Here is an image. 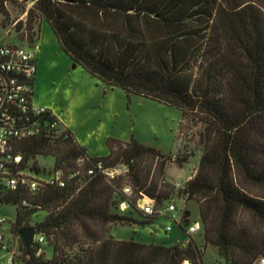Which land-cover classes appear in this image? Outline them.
<instances>
[{"label": "trees", "instance_id": "16d2710c", "mask_svg": "<svg viewBox=\"0 0 264 264\" xmlns=\"http://www.w3.org/2000/svg\"><path fill=\"white\" fill-rule=\"evenodd\" d=\"M19 1H33L26 23L31 43L38 13L92 76L123 89L129 101L140 96L182 111L180 132L193 129L201 156L180 192L198 198L206 243L225 264H256L264 256V194L252 190L264 189V0H0V14ZM108 147V155L90 156L70 129L58 138L43 130L18 142L15 172L46 174L37 158L53 156L54 169L67 176L65 187L46 184L36 192L0 187V202L17 206L19 231L34 213L46 212L35 228L53 255H37L33 244L30 252L25 247L23 264H204L193 237L182 247L99 233L112 223H154L158 217L143 213L137 200L147 196L162 207L174 189L165 180L169 163L183 167L190 157L135 137H110ZM98 162L127 165L128 172L114 179L89 175ZM77 170L81 174L69 177ZM125 185L133 194L120 213Z\"/></svg>", "mask_w": 264, "mask_h": 264}, {"label": "rangeland", "instance_id": "374dc122", "mask_svg": "<svg viewBox=\"0 0 264 264\" xmlns=\"http://www.w3.org/2000/svg\"><path fill=\"white\" fill-rule=\"evenodd\" d=\"M32 5L33 1L8 3V15L0 14L1 40L18 44L31 43L27 36L26 23L27 12ZM33 18L36 31L34 42L38 45L34 103L50 109L93 157L109 154L110 137L122 141L135 137L173 156L189 154V160L183 167H179L175 162L169 163L165 180L174 186L169 199L176 200L179 209L185 208L189 211L188 221L200 220L198 198L186 199V195L180 192L183 187L175 185L176 181L185 185L194 176L201 156L192 135L193 129L180 132L182 111L177 107L140 96H133L129 101L123 89L105 84L92 76L81 64L76 63L75 66V62L62 49L49 22L38 13H34ZM37 161L45 175L50 174L55 166L53 156H38ZM32 164L33 161H30L29 167ZM252 190L264 194V189L253 187ZM118 211L122 213L121 210ZM132 215L140 219L145 218L142 212L132 211ZM45 216L46 212L40 210L29 217L27 225L35 226ZM0 217L6 219L0 223V235L5 241L8 240L4 243L7 249L0 244V264H23L25 244L15 224L17 206L0 202ZM168 224H172V220L160 216L154 223L144 227L112 223L100 226L98 230L101 234L107 231L105 236L112 235L119 240L134 238L151 242L156 238L158 242L173 245L176 239L184 238V234L176 224L173 230L167 233ZM193 238L203 248L204 264H217L222 261L218 248L206 243L203 233H196ZM41 254L44 258H51L53 247L44 245ZM9 257H12L10 263Z\"/></svg>", "mask_w": 264, "mask_h": 264}, {"label": "built area", "instance_id": "2783aa9c", "mask_svg": "<svg viewBox=\"0 0 264 264\" xmlns=\"http://www.w3.org/2000/svg\"><path fill=\"white\" fill-rule=\"evenodd\" d=\"M37 50L38 45L34 41L18 44L0 39V187L6 191H15L20 186H26L30 191L36 192L46 184L58 187H65L67 184L66 173L60 168H53L47 175L42 171L35 172L28 168L18 172L13 170L14 165L21 159V154L16 153L20 140L35 136L43 130L52 138H58L66 131L50 109L34 103V83L38 71ZM85 160V157L80 158L79 166ZM96 171L114 179L126 175L128 166L106 168L103 162H98L87 172L93 175ZM79 174L81 171L77 170L69 177ZM175 185L185 188L181 181H176ZM122 192L125 199L121 201L119 208L126 211L130 208L129 198L133 190L130 185H125ZM137 207L146 215L170 218L172 224L166 226V231L171 232L176 224L184 234V238L176 239V243L182 247L187 246L194 234L203 232L201 220L184 224V218L189 213H186L185 208L179 209L174 199L166 200L162 207L157 208L154 199L143 196L137 200ZM5 220L4 217H0V223ZM182 226L185 230H182ZM7 241L0 235V244L6 249L7 245L4 243ZM33 244L37 247V255H40L48 241L44 234L36 232ZM217 264H225V262L218 261ZM256 264H264V256H260Z\"/></svg>", "mask_w": 264, "mask_h": 264}, {"label": "water", "instance_id": "95a60500", "mask_svg": "<svg viewBox=\"0 0 264 264\" xmlns=\"http://www.w3.org/2000/svg\"><path fill=\"white\" fill-rule=\"evenodd\" d=\"M35 233H36L35 226H27L20 230V235L24 241L25 247L27 248L28 252H30L32 248Z\"/></svg>", "mask_w": 264, "mask_h": 264}, {"label": "crops", "instance_id": "0c3cea01", "mask_svg": "<svg viewBox=\"0 0 264 264\" xmlns=\"http://www.w3.org/2000/svg\"><path fill=\"white\" fill-rule=\"evenodd\" d=\"M77 140V139H76ZM78 141V140H77ZM79 142V141H78ZM81 144V143H80ZM82 145V144H81ZM87 150V149H86ZM156 239V238H155ZM157 241V240H156ZM8 263H10V257H9V259H8Z\"/></svg>", "mask_w": 264, "mask_h": 264}]
</instances>
